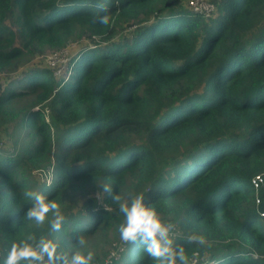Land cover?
<instances>
[{
    "label": "trees",
    "instance_id": "obj_1",
    "mask_svg": "<svg viewBox=\"0 0 264 264\" xmlns=\"http://www.w3.org/2000/svg\"><path fill=\"white\" fill-rule=\"evenodd\" d=\"M183 1L0 0V262L32 235L92 251V264L120 243L115 264H158L120 240L123 215L99 188L110 183L174 222L188 258L202 247L200 258L221 254L212 264H264L252 182L264 172V0H215L208 17ZM99 4L108 25L93 20ZM84 37L67 77L21 69ZM29 190L60 204V232L23 218ZM193 232L207 243H186Z\"/></svg>",
    "mask_w": 264,
    "mask_h": 264
},
{
    "label": "clouds",
    "instance_id": "obj_2",
    "mask_svg": "<svg viewBox=\"0 0 264 264\" xmlns=\"http://www.w3.org/2000/svg\"><path fill=\"white\" fill-rule=\"evenodd\" d=\"M97 7L104 9L105 14L94 17V22L108 25L110 14L104 5L99 4ZM78 52L79 50L76 55ZM99 188L111 197L112 202L118 205V213L123 215L118 228L121 241L125 244L138 243L143 246L148 256L158 264H189L184 245H177L171 235L175 231L176 224L172 221H164L158 211L146 202L143 193L122 197L114 191L110 183H104ZM25 196L30 198L32 203L23 218L34 221L36 225H43L48 220L50 233L60 232L66 222V216L61 211L60 204L50 199L47 194L37 191H26ZM50 213L51 219H49ZM185 240L188 244L201 246L206 242L203 235L195 232L187 235ZM86 243L83 235L76 237V245L80 248H84ZM93 259L92 251H87L86 254L81 251L69 252L61 248L55 239L46 236H40L37 239L29 235L19 241L13 240L6 257L0 264H92Z\"/></svg>",
    "mask_w": 264,
    "mask_h": 264
},
{
    "label": "rangeland",
    "instance_id": "obj_3",
    "mask_svg": "<svg viewBox=\"0 0 264 264\" xmlns=\"http://www.w3.org/2000/svg\"><path fill=\"white\" fill-rule=\"evenodd\" d=\"M182 7H186L187 8V0H184L183 1V4H182ZM217 12V8L215 10ZM133 31L131 29L129 30H123V31H120L119 35L117 37H123L125 34H130L132 33ZM91 43V41L88 39V38H82L80 41L78 42H73L71 43L68 47L64 48L62 53L59 52V53H56V54H52L51 52L54 50V49H47L46 52L40 56V55H37L35 58L31 59L30 61H28L26 64H24L21 69H25L27 68L28 66H30L31 64H35V65H39V66H48L52 69L55 70V74L58 78H61V77H67L68 76V73H69V70H68V64H69V61L72 57H74L76 55V52L78 50H80L82 47H84L85 45H89ZM59 50H57L58 52ZM51 54V58H50V61L47 60L48 59V56ZM20 69V70H21ZM18 70L16 74H19V71ZM7 74L5 73H2L0 75V78L5 82H7L8 78H7ZM79 201L77 202V205L80 206L83 204V198L82 197H79L78 199ZM177 230H178V227L176 226ZM207 243V242H205ZM119 246V247H118ZM117 247H115L112 251L116 252L118 255V259H120L122 257L121 255V252L119 250L122 249V246H123V243H120V245H118ZM110 252V253H111ZM127 252L124 253V255H126ZM108 254L105 256L107 257ZM207 256V254H205V257ZM197 259L196 260H199L201 261L203 258H200V255L199 256H196Z\"/></svg>",
    "mask_w": 264,
    "mask_h": 264
},
{
    "label": "built area",
    "instance_id": "obj_4",
    "mask_svg": "<svg viewBox=\"0 0 264 264\" xmlns=\"http://www.w3.org/2000/svg\"><path fill=\"white\" fill-rule=\"evenodd\" d=\"M188 6L193 12L201 13L206 17L211 16L217 8V4H216L215 0H188ZM70 44L71 43H69L68 45H66L65 47H63L61 49H58L59 50L58 52H57V50H53L51 53L52 54H56L59 52L62 53L63 49L68 47ZM50 58H51V54L48 56L47 60L50 61ZM252 182H253L254 188L264 189V172L257 174L253 178ZM95 196L98 199L99 203H102L101 196L98 193ZM257 203H259V199H257ZM261 216L264 218V210L261 211ZM178 232H179V230H177V228H175V231L171 235L175 236V235H177ZM201 248L202 247H200V249L197 252H195L192 257L189 258V264H212L214 261H219L221 259V254H219L214 259H211L209 256L205 257V255H204V259H202L201 261L196 260L197 259L196 256H199L202 254ZM123 249H124V246H122V249L119 251L121 252ZM241 250H242V252L244 251L243 249H241ZM0 255H1V251H0ZM118 255L119 254L112 251L111 253L108 254L107 257H105V259L103 261H101L98 264H115V262L119 258Z\"/></svg>",
    "mask_w": 264,
    "mask_h": 264
}]
</instances>
